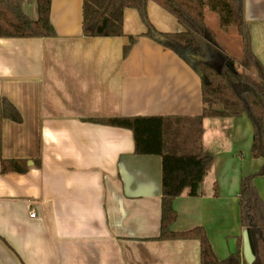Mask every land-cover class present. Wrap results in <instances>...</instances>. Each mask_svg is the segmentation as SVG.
<instances>
[{
	"label": "crops",
	"instance_id": "0c3cea01",
	"mask_svg": "<svg viewBox=\"0 0 264 264\" xmlns=\"http://www.w3.org/2000/svg\"><path fill=\"white\" fill-rule=\"evenodd\" d=\"M245 1L251 51L264 69V0ZM83 7L84 0H52L53 37H0V115L6 98L21 116L2 122V158L27 165L24 173H2L0 161V264H201L200 240L159 239L162 157L136 154L131 130L97 122L199 116L201 78L143 35L147 27L137 9H125L124 35L88 37ZM22 9L38 19L36 0H24ZM147 11L159 31L184 30L155 0ZM210 20L218 43L232 52L240 42L234 26L223 28L218 13L206 8L212 30ZM130 36L136 39L125 54ZM226 50L238 66L244 52L235 57ZM242 67L258 78L254 66ZM191 124L184 122L187 130ZM202 129L200 146L213 164L198 196L185 190L177 198L173 230L203 227L220 260L242 239L247 264L241 180L264 165L252 156L254 127L243 114L205 118ZM177 142L182 151L195 147L187 137ZM255 182L264 199V175Z\"/></svg>",
	"mask_w": 264,
	"mask_h": 264
},
{
	"label": "trees",
	"instance_id": "16d2710c",
	"mask_svg": "<svg viewBox=\"0 0 264 264\" xmlns=\"http://www.w3.org/2000/svg\"><path fill=\"white\" fill-rule=\"evenodd\" d=\"M24 0H0V37H53L56 35L51 22L52 0H36L39 17L29 18L22 9ZM176 17L184 30L178 33L159 31L149 20L148 0H84V34L88 37H112L124 35L123 19L127 8L137 9L146 24L143 34L165 48L174 51L200 76L204 108L201 115L192 118L170 116H124L97 119V122L122 127L133 132L135 153L162 157V218L159 239H198L201 242V264H243L242 239L236 252L220 260L203 227L176 232L173 225L178 213L177 198L189 190L198 196L213 157L206 155L201 146L203 120L208 117H230L246 114L254 127L252 156L264 159V69L251 51L249 23L245 18V0H155ZM218 13L220 25L228 29L234 26L241 36L244 56L241 64L245 68L254 66L258 78L240 71L231 57L225 54L214 32L205 21V9ZM125 47L127 54L135 42ZM212 46L217 50L213 51ZM227 61L235 67L231 70ZM0 115V161L2 173L27 171L24 161L2 158V122L4 119L21 121L14 105L3 98ZM185 121L191 128L182 131ZM189 138L195 147L180 150L177 142L181 134ZM182 134V135H183ZM199 144V146H197ZM264 175L260 171L241 180L239 194L242 227L249 232L255 262L264 264V199L261 198L256 178ZM248 264V263H247Z\"/></svg>",
	"mask_w": 264,
	"mask_h": 264
},
{
	"label": "water",
	"instance_id": "95a60500",
	"mask_svg": "<svg viewBox=\"0 0 264 264\" xmlns=\"http://www.w3.org/2000/svg\"><path fill=\"white\" fill-rule=\"evenodd\" d=\"M227 58V57H225ZM227 65L230 67L231 70L235 71L234 65L231 63V61H227ZM243 248H244V257L248 264H253L255 262V255L252 250L249 232L247 229L243 232Z\"/></svg>",
	"mask_w": 264,
	"mask_h": 264
},
{
	"label": "rangeland",
	"instance_id": "374dc122",
	"mask_svg": "<svg viewBox=\"0 0 264 264\" xmlns=\"http://www.w3.org/2000/svg\"><path fill=\"white\" fill-rule=\"evenodd\" d=\"M214 15H217V14H214ZM209 22H210V24H211V26H212V28H213L212 30H213V32L215 33V35L218 34V33H219V31H218V27H214V26H213V23H212L211 20H210ZM232 29H233V30L235 29L236 34H238V31H237V29H236L235 27H232ZM238 35H239V34H238ZM239 40H240L239 43H241L242 39H241L240 36H239ZM239 43L236 42V44H235V47H236V48H235L234 50H232V52H231V51L229 52V51L226 50V48L222 45V43L219 41V45H220L221 49L224 50V51L226 50V51L229 52L230 54L233 53V54L235 55V57H236V56H240V57L243 56V51H242V48L240 47V44H239ZM238 45H239V47H237ZM223 53H224V52H223ZM238 54H239V55H238ZM241 61H242V60H241ZM241 61L238 62L239 64H238L237 67L240 68V69H243V67H242V65H241ZM186 125H187V124H186ZM186 125H183V126H182V131H183V133H185L186 130H187V127H188V126H186ZM183 133H182V134H183ZM182 134L180 135V137H179L178 139H182L183 137H186L184 134H183V135H182Z\"/></svg>",
	"mask_w": 264,
	"mask_h": 264
},
{
	"label": "built area",
	"instance_id": "2783aa9c",
	"mask_svg": "<svg viewBox=\"0 0 264 264\" xmlns=\"http://www.w3.org/2000/svg\"><path fill=\"white\" fill-rule=\"evenodd\" d=\"M32 217H35V213H32V215H31Z\"/></svg>",
	"mask_w": 264,
	"mask_h": 264
}]
</instances>
